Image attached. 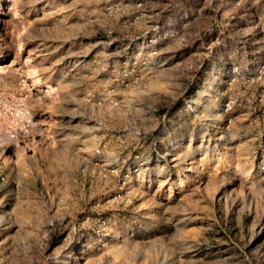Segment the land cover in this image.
Segmentation results:
<instances>
[{"label": "rangeland", "instance_id": "1", "mask_svg": "<svg viewBox=\"0 0 264 264\" xmlns=\"http://www.w3.org/2000/svg\"><path fill=\"white\" fill-rule=\"evenodd\" d=\"M0 264H264V0H0Z\"/></svg>", "mask_w": 264, "mask_h": 264}]
</instances>
